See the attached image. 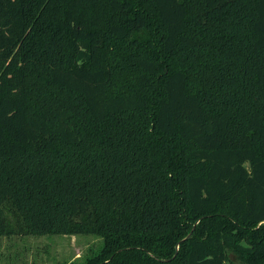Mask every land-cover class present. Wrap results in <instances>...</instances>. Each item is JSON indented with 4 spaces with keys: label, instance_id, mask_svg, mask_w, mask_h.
Segmentation results:
<instances>
[{
    "label": "trees",
    "instance_id": "16d2710c",
    "mask_svg": "<svg viewBox=\"0 0 264 264\" xmlns=\"http://www.w3.org/2000/svg\"><path fill=\"white\" fill-rule=\"evenodd\" d=\"M13 234L100 237L80 264H264V0H0Z\"/></svg>",
    "mask_w": 264,
    "mask_h": 264
},
{
    "label": "rangeland",
    "instance_id": "374dc122",
    "mask_svg": "<svg viewBox=\"0 0 264 264\" xmlns=\"http://www.w3.org/2000/svg\"><path fill=\"white\" fill-rule=\"evenodd\" d=\"M7 205L8 218L13 217ZM92 235L0 236V264H80L100 248Z\"/></svg>",
    "mask_w": 264,
    "mask_h": 264
}]
</instances>
